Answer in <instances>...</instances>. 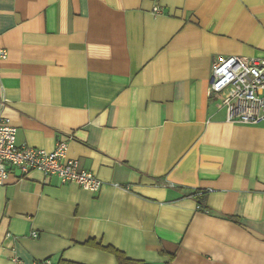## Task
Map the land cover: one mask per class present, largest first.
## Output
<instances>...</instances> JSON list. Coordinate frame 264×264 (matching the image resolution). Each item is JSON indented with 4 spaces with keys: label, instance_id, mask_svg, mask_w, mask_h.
<instances>
[{
    "label": "crops",
    "instance_id": "1",
    "mask_svg": "<svg viewBox=\"0 0 264 264\" xmlns=\"http://www.w3.org/2000/svg\"><path fill=\"white\" fill-rule=\"evenodd\" d=\"M0 51L16 144L64 141L102 182L32 171L0 185V264H118L95 245L147 264H264V123H228L207 95L217 58L264 56V0H0Z\"/></svg>",
    "mask_w": 264,
    "mask_h": 264
},
{
    "label": "built area",
    "instance_id": "2",
    "mask_svg": "<svg viewBox=\"0 0 264 264\" xmlns=\"http://www.w3.org/2000/svg\"><path fill=\"white\" fill-rule=\"evenodd\" d=\"M153 13L158 14V7ZM7 53L0 51V60ZM220 96L231 124L259 126L264 123V56L242 60L239 57L217 58L212 62L207 95ZM2 105H0L1 107ZM17 129L10 119L0 115V185L10 177L27 175L32 171L56 177L61 183L75 184L84 191L97 192L102 182L79 162L67 157V144L58 142L52 151L18 146ZM200 209V207H197ZM17 264H22L14 259ZM36 264H50L42 261Z\"/></svg>",
    "mask_w": 264,
    "mask_h": 264
},
{
    "label": "trees",
    "instance_id": "3",
    "mask_svg": "<svg viewBox=\"0 0 264 264\" xmlns=\"http://www.w3.org/2000/svg\"><path fill=\"white\" fill-rule=\"evenodd\" d=\"M90 245V244H89ZM96 248L100 249V250H105L106 252H109L110 254L114 255V257L116 258V261L118 264H147L144 262H140V261H131L128 260L124 257L123 254H121L118 251H115L114 249L111 248H102L99 245H95ZM169 261H171L173 259V256H168ZM57 264H74L71 262H67V261H59Z\"/></svg>",
    "mask_w": 264,
    "mask_h": 264
}]
</instances>
